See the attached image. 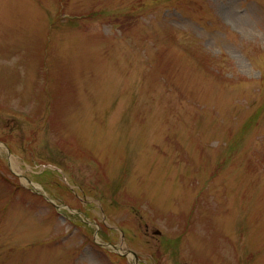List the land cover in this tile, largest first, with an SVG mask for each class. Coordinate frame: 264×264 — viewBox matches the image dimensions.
Here are the masks:
<instances>
[{
    "label": "rangeland",
    "instance_id": "obj_1",
    "mask_svg": "<svg viewBox=\"0 0 264 264\" xmlns=\"http://www.w3.org/2000/svg\"><path fill=\"white\" fill-rule=\"evenodd\" d=\"M0 264H264V0H0Z\"/></svg>",
    "mask_w": 264,
    "mask_h": 264
}]
</instances>
